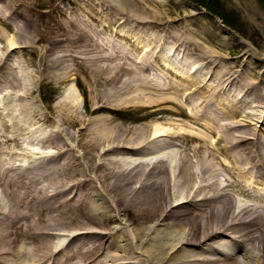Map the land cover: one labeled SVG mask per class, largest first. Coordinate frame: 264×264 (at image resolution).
<instances>
[{
    "label": "bare ground",
    "instance_id": "bare-ground-1",
    "mask_svg": "<svg viewBox=\"0 0 264 264\" xmlns=\"http://www.w3.org/2000/svg\"><path fill=\"white\" fill-rule=\"evenodd\" d=\"M82 1L84 18L69 0H0L12 21L0 69L15 88L0 101L26 97L0 108V264H264V136L253 127L264 56L238 68L208 29L146 5L166 0ZM94 1L112 24L160 31L173 49L103 46L86 21ZM29 33L30 49L18 41ZM38 83L66 88L41 105ZM128 106L140 112L117 119Z\"/></svg>",
    "mask_w": 264,
    "mask_h": 264
},
{
    "label": "rangeland",
    "instance_id": "rangeland-1",
    "mask_svg": "<svg viewBox=\"0 0 264 264\" xmlns=\"http://www.w3.org/2000/svg\"><path fill=\"white\" fill-rule=\"evenodd\" d=\"M55 2H59L61 0H54ZM218 5L216 8L211 9L205 6L203 0H166V2L154 8L152 4L146 3L147 6L156 10V13L160 15H165L167 13L170 14L169 17L183 16V21L185 23V28H190L192 30H202L204 28L209 30V35L212 37H216L217 39L221 38L224 43V51L223 55L227 58V61L237 64L238 68H245L246 63L247 67H251L254 64L259 63V57L264 56V0H217ZM76 2V4H75ZM70 8L68 9L69 15L78 16L79 18H84V9L82 0H69ZM42 9H47V6L40 7ZM2 9H0V34L3 32L7 38L11 37V31L7 25V21L2 19ZM153 14V12H150ZM93 17L92 19H86L89 28L92 34L96 37V39L104 46L118 45L124 48L130 47L129 43H138L142 46H156L164 49L172 50L175 43L174 40L170 38L167 40L166 36L163 35L162 32H147L146 34L138 29L132 27L129 30V24L124 26H116L112 24L114 18L113 16L109 20V15H107V10L102 9L96 1L93 3ZM222 14L227 15L229 19H225ZM186 22H189L187 24ZM114 27L113 30L110 31V28ZM179 32H183L185 29L180 26ZM118 31L121 32L122 35L116 33ZM56 32V30H55ZM31 37L28 35L20 36L18 41L22 43L25 40H29L25 42L30 49L33 41L32 33H29ZM205 34H201L203 37ZM3 36V35H0ZM125 37V38H124ZM208 38L207 35L204 36ZM31 38V39H30ZM178 42H180L177 39ZM212 46L215 47L213 44ZM26 47V46H25ZM246 51L245 55L243 53ZM22 52L21 60L30 61L36 58L35 52H23V51H12L13 56L18 57V53ZM251 52V55L248 56L247 53ZM172 61L178 62L179 60H183L184 58L181 55H173L170 57ZM23 61V62H24ZM23 67H28L27 65H21V69ZM20 69V71H21ZM2 68L0 69V97L3 95L6 90H15L11 84L7 83L3 79ZM256 70H260V66L256 68ZM21 81H23L21 79ZM70 87H72L74 91V96L78 98L81 103V98L83 99V103L80 107V110L84 111L87 108L86 100L84 99L82 90L74 84V82H69ZM4 88V90H1ZM66 88L65 84L60 85H52L50 83H38L36 85V89L34 91L35 98L38 103L41 105H52L59 98L60 93ZM79 89V93L77 92ZM17 90V89H16ZM6 91V92H9ZM80 94V95H79ZM22 97V98H19ZM81 97V98H80ZM25 93L24 89H18L14 91V94L11 93L9 97H4L0 101V108H3L4 111L7 110V106L14 102L23 103L25 101ZM21 106V105H18ZM237 107V106H236ZM248 109V108H247ZM258 116L253 120V127L257 131V135L264 136L262 132V128H264V111L259 112ZM140 111L136 109V107L128 106L123 107L115 111L117 115V119H124V117H133L136 113ZM258 117H260V121H257ZM132 124L137 123L139 120H131ZM259 128V129H258ZM107 262V261H106Z\"/></svg>",
    "mask_w": 264,
    "mask_h": 264
},
{
    "label": "trees",
    "instance_id": "trees-1",
    "mask_svg": "<svg viewBox=\"0 0 264 264\" xmlns=\"http://www.w3.org/2000/svg\"><path fill=\"white\" fill-rule=\"evenodd\" d=\"M203 2L205 3V6L208 7V8H211V9H214L217 7L218 5V1L217 0H203ZM222 16L225 18V19H229L227 17V15L225 14H222Z\"/></svg>",
    "mask_w": 264,
    "mask_h": 264
}]
</instances>
